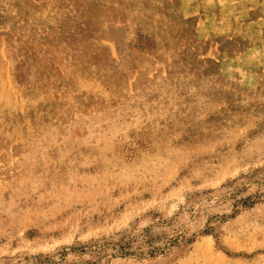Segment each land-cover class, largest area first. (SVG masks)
Here are the masks:
<instances>
[{
	"label": "rangeland",
	"instance_id": "374dc122",
	"mask_svg": "<svg viewBox=\"0 0 264 264\" xmlns=\"http://www.w3.org/2000/svg\"><path fill=\"white\" fill-rule=\"evenodd\" d=\"M0 264H264V0H0Z\"/></svg>",
	"mask_w": 264,
	"mask_h": 264
}]
</instances>
